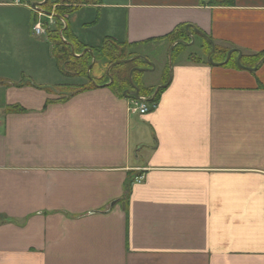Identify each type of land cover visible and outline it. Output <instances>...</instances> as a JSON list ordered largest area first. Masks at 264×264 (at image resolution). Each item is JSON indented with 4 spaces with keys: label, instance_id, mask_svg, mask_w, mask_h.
I'll return each mask as SVG.
<instances>
[{
    "label": "crops",
    "instance_id": "obj_1",
    "mask_svg": "<svg viewBox=\"0 0 264 264\" xmlns=\"http://www.w3.org/2000/svg\"><path fill=\"white\" fill-rule=\"evenodd\" d=\"M200 1L98 0L67 15L91 51L138 43L155 65L144 87L168 69L140 115L104 85L63 91L85 80L32 33L34 1L0 0V264H264V61L236 63L264 51V0ZM180 24L193 42L169 66L156 39ZM193 29L237 67L210 63Z\"/></svg>",
    "mask_w": 264,
    "mask_h": 264
},
{
    "label": "trees",
    "instance_id": "obj_2",
    "mask_svg": "<svg viewBox=\"0 0 264 264\" xmlns=\"http://www.w3.org/2000/svg\"><path fill=\"white\" fill-rule=\"evenodd\" d=\"M34 2L41 3L40 10L45 14H52L53 23L51 25L47 24V20H43V24L45 27V34L52 46V53L55 59V63L58 67L60 73L64 76H76L82 77L85 80V83H79L77 85H63L66 88L75 87L78 91L88 90L97 86H106L109 88L116 96L118 97H126L130 100H136L130 92L132 91L131 84L129 82V71L134 67H145L148 66L144 60L142 59H134L130 62L120 63L114 65L109 70V75L111 77V81H109V77L105 74L102 75L101 78H95L92 74V68L90 71L87 70L88 65L91 63L92 58L95 54L99 58H103L104 71L106 68L113 62L123 59H128L136 54L137 51L134 49L139 45L138 43H127V42H115L111 39L104 38L100 48L97 51L84 52L82 53L85 45L80 43L77 38L72 35L71 30L69 28L68 22L65 19L66 14L73 13L77 10L79 5L87 4V3H98V0H33ZM29 0V2H33ZM201 5H233L234 0H208L206 3L202 0L200 1ZM37 21V15L34 14V19L32 21V26ZM66 25V26H65ZM185 24H180L176 26L170 33L166 34L163 37H160L156 40H163L171 45L174 43V46L170 52L171 62L179 56L186 47L185 42L190 41V37L187 35L185 30ZM65 27V28H63ZM196 34V33H194ZM70 43L73 46L75 56L71 53L70 46L66 43ZM203 53L205 56L211 50V45L205 39V45L203 47ZM227 49L215 45L214 51L211 54L213 61L224 60ZM264 56V51H260L253 55L241 56L240 63L244 65L254 66L256 63ZM96 58V57H94ZM233 55L229 58V60L225 63V65L233 64L232 59ZM196 59V58H194ZM100 60V59H99ZM198 61V60H197ZM235 65V62L233 64ZM165 76L162 82H166L168 78V69H166ZM143 72L134 70L132 72V80L138 87L139 95L144 97V102L148 105L156 104L159 100L160 94L164 88H160L158 92L152 97L153 91L155 87H144L142 83ZM92 79L96 85L92 83L90 80ZM19 86V85H18ZM263 86V85H262ZM75 92H78V91ZM64 98L57 99L63 100ZM56 100H46L45 106L49 103H52ZM153 107H150V109ZM23 111L19 105H10L6 107V111Z\"/></svg>",
    "mask_w": 264,
    "mask_h": 264
},
{
    "label": "water",
    "instance_id": "obj_3",
    "mask_svg": "<svg viewBox=\"0 0 264 264\" xmlns=\"http://www.w3.org/2000/svg\"><path fill=\"white\" fill-rule=\"evenodd\" d=\"M42 2H45V0H43ZM40 4H41V3L34 2V3H32V6H33V7H34V6H38V7H39ZM189 28H190L189 25H186V26H185V30H186L187 35L190 37V41H189V42H185V41L181 40V41H182L183 43H185V44H190V43L193 42V36H192L191 32L189 31ZM193 30H194L197 34L202 35L203 37H205V38L207 39V41H208V42L210 43V45H211L210 54H212V52L214 51V45H213L212 41H211L210 39H208V37H207L204 33H202L200 30H198V29H193ZM66 43L70 46L71 53L75 56L76 54H75V52H74L73 46H72L70 43H68V42H66ZM173 46H174V43L171 44L170 49H169V52H168V62H169V66L171 65L170 50L173 48ZM86 51L91 52V49H90V48H85V49H83L82 53H84V52H86ZM232 52H233L232 50H229V51L227 52V54H226V57H225L224 61L221 62V63H219V64H224V63H226V62L228 61V59H229V57H230V55H231ZM237 52H238V55H237V57H236V63H237V65H238L239 67H241V68H244V69H247V70H255L256 67H257V65H258L259 63H261L262 61H264V56H263V57L260 59V61L258 62V64H257L256 66H254V67H246V66H243V65L240 63V57H241V54H240L239 51H237ZM91 53H92V52H91ZM138 58L144 60L145 63L148 65V67H134V68H132V69L129 71V76H128V78H129V82H130L131 87H132V91L130 92V94H131L135 99H140V95H139L138 87L136 86V84H135V83L133 82V80H132V72H133L134 70L141 71V72L152 71V70H154V68H155V65H154L153 62H151L149 59H147L146 57H144V56H142V55H140V54H136V55H134V56H132V57H130V58H128V59L118 60V61H115V62L111 63V64L107 67V69H106V71H105L106 75L109 77V82H110V81H111V77H110V75H109V70H110L111 67H113L114 65L120 64V63L130 62V61H132V60H134V59H138ZM208 61H209L210 63H214L213 60H212V58L210 57V55H209V57H208ZM92 64H93V61L88 65V68H87L88 71L90 70ZM90 80L92 81V83H93L94 85H96L95 82H94L92 79H90ZM169 80H170V77H169V79H168L165 83L160 84V85H157V86L154 88V91H153L152 97L158 92V90H159L160 88L166 87V86L168 85V83H169Z\"/></svg>",
    "mask_w": 264,
    "mask_h": 264
},
{
    "label": "built area",
    "instance_id": "obj_4",
    "mask_svg": "<svg viewBox=\"0 0 264 264\" xmlns=\"http://www.w3.org/2000/svg\"><path fill=\"white\" fill-rule=\"evenodd\" d=\"M20 2H21V0H14L15 4H19ZM32 10L37 15V21L32 26V33L36 36L41 35V34H45V27H44L42 20L40 19V17L43 15V13L36 7H32ZM52 23H53L52 17L49 16L47 24L51 25ZM139 101H140L139 103L137 101H132V104L134 106L131 107V110L133 112H138L140 115L145 114L146 112H148L150 110V107L155 106L154 104H152V105L146 104L144 102V97H140Z\"/></svg>",
    "mask_w": 264,
    "mask_h": 264
},
{
    "label": "rangeland",
    "instance_id": "obj_5",
    "mask_svg": "<svg viewBox=\"0 0 264 264\" xmlns=\"http://www.w3.org/2000/svg\"><path fill=\"white\" fill-rule=\"evenodd\" d=\"M67 15L68 14H66L64 17H65V19H66V17H67ZM44 20H46V19H44ZM67 21V20H66ZM66 26V25H65ZM63 28H65V27H63ZM72 33V32H71ZM73 35V34H72ZM194 39H196V42H198L199 40H201V38H198V37H195ZM194 44V45H193ZM192 45H191V47H193V46H195V43H193ZM194 48V47H193ZM193 48H191V49H193ZM96 57H97V55H96ZM91 62H92V60H91ZM98 63H100L101 65H103V62H101V60H100V62H97V64ZM169 63V62H168ZM94 64L96 65V62H94ZM93 66V65H92ZM91 66V68L93 69L94 67H92ZM90 68V69H91ZM104 70V67L102 68V71ZM90 71V70H89ZM94 72H95V68H94V70H93ZM150 77H153V75L152 76H150ZM67 90H69V88H66V87H64L63 88V91H66L67 92ZM60 91H62V90H60ZM1 100H3L2 98H1Z\"/></svg>",
    "mask_w": 264,
    "mask_h": 264
}]
</instances>
